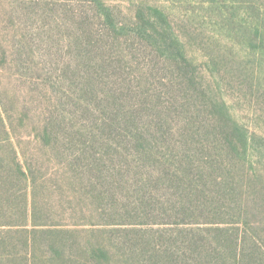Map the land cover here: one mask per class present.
<instances>
[{"label": "rangeland", "instance_id": "obj_1", "mask_svg": "<svg viewBox=\"0 0 264 264\" xmlns=\"http://www.w3.org/2000/svg\"><path fill=\"white\" fill-rule=\"evenodd\" d=\"M255 1L257 5L264 3V0ZM98 3L112 10L117 27H123L122 30H105L107 25ZM156 11L164 22L160 21ZM211 14L208 8H200L199 0H0V108L18 158L21 164L33 167L37 187L34 186V195L45 204L53 221L74 230L84 243H101L110 249L112 258L108 264H122L108 244L111 241L108 236L130 237L127 230L148 229V225L136 224L142 221L138 220L142 219L138 218L142 212L139 201L151 198L144 205L153 208L156 201L152 197L162 202L166 198L144 183L146 172L156 169L157 165L152 163L145 167L147 161L135 155L133 146L127 141H132L131 134L135 129L129 127L122 133L118 128L106 129L102 122L108 121L115 111L137 116L145 105L143 111L148 110L151 122L144 120L142 126L137 120V127L151 134L159 160L160 155H165L160 153L170 156L167 145L182 140V131H185L181 117L174 116V107H178L180 98L176 87L180 86L181 66L166 63L163 57L157 56L159 53L150 41L136 34L140 17L157 22L168 29V34L173 33L179 39L188 59L193 62L198 81L203 88H210L207 89L208 93L211 90L207 93L210 101L224 102L232 119L246 132V159L230 165H234L233 174L239 180L236 202L225 201L228 202L225 209L247 212L250 220L264 221V89L256 95L246 90L247 80L243 84L240 78L230 76L237 71H231L232 67H229L231 60H237L254 78V84L258 82L264 86V58L260 64L252 60L247 62L248 49L239 44V40L242 41L240 31L229 23L227 28L213 14L210 17ZM152 26L145 27L151 30ZM102 32V39L95 35ZM83 33L98 37L94 40L97 45L113 46L108 50L109 56L114 49V36L117 35L122 43L111 60L121 69L112 66L108 72L112 74L113 90L119 96L116 98L112 94L113 101L108 100L107 104L95 102L101 98L100 93L90 102L83 99L82 93L79 96L78 89L70 87L68 78L77 62L70 41ZM109 111L111 113L106 114ZM46 123L53 127L55 136H45L43 125ZM190 130L203 132L204 128L195 124ZM174 131L182 135L174 136ZM71 139L76 145L71 146ZM102 144L112 145L110 152ZM180 144L189 147L183 141ZM68 147L78 157L104 158L115 167L113 173L119 176L113 179L88 177L83 164L75 162L73 167V162L70 165L72 157ZM245 171H252L254 176L246 179L238 174ZM111 180L113 190L110 184L103 187L111 191L97 200L99 185ZM19 186L25 188L23 183ZM17 196L19 198L21 193ZM100 206L107 210L104 214H101ZM161 206V203L155 205V214L159 211L165 214L180 212L173 211L174 207ZM115 213L118 216L107 221V215ZM154 227L159 229L161 226ZM171 229L174 233H182L176 229L183 228ZM263 233L264 229L260 227L258 234ZM211 237L209 235L208 240ZM112 239L113 243L119 242ZM253 251L247 250V261L264 264V245Z\"/></svg>", "mask_w": 264, "mask_h": 264}, {"label": "trees", "instance_id": "obj_2", "mask_svg": "<svg viewBox=\"0 0 264 264\" xmlns=\"http://www.w3.org/2000/svg\"><path fill=\"white\" fill-rule=\"evenodd\" d=\"M199 4L202 9L208 8L216 20L227 28L229 23V26L240 31L239 37L242 41L239 40V44L241 48L246 46L248 49V56L245 57L247 62L252 60L253 63H261L264 58V3L257 5L255 0H199ZM98 6L104 14L107 25L105 30L123 29L117 27L112 10L100 3ZM156 14L161 22L165 21L158 11ZM140 18L142 20L135 28L136 34L150 41L153 49L159 53L157 56L163 57L166 63L174 62L181 66L180 86L176 87L180 98L178 107H174V116L181 117L182 130L185 131H182L183 135L173 132L174 136L182 135V140H175V145H167L170 148V156L167 157L165 152L160 153L165 155H160L159 160L158 149L151 141V134L140 131L137 127V120L144 126L143 121L150 116L148 110L143 111L145 105L137 116L130 117L115 111L108 121L102 122L106 129L118 128L122 133L129 127L135 129L131 134L132 141L127 139L133 146L135 155L147 161L144 162L145 167L152 163L157 165L156 169L147 172L144 170V183L157 189L166 198L165 202H162L152 197L156 201L152 204L153 208L144 205V202L148 203L151 198L140 200L139 208L142 212L138 214V218L142 219L138 220L142 221L136 224L148 225V229L127 230L132 235L130 237L115 236L109 231L112 235L108 236L111 240L108 244L116 251L122 264H254L255 261H247V250L255 252L264 245V233L258 234L260 227L264 229V221L250 220L247 212L233 211V208L230 211L225 209L228 202H236V183L239 180L236 175L234 177V165H230L237 160L246 159L247 134L242 126L232 119L224 102L210 101L207 95V89L210 88H203L198 81L193 62L188 59L179 39L173 33L168 34V29L157 25V22ZM150 24L154 27L147 30L145 26ZM87 35L89 33H83L82 36L72 37L70 41L77 62L68 78L69 84L72 89H78L79 96L83 94V99L91 102L100 93L101 98L94 101L100 105L107 104L108 100L113 101L112 94L116 98L119 96H116L113 90L110 81L112 74L108 72L112 66L117 70L121 69L114 66V61L111 60L122 43L116 38L117 35L114 36V49L109 56L108 50L113 46L94 43L96 38L102 39L104 32L95 33L98 37ZM236 61L230 62L231 71H237L230 73V76L240 78L243 84L247 80L248 87L244 86L246 90L255 93L254 95L264 89L258 82L254 84V78L244 70V65ZM225 74L228 75L226 71ZM132 106H135V103ZM169 117H166V122ZM147 121L151 122V119ZM195 124L204 128L203 132L191 131L192 125ZM43 129L47 138L56 135L49 123L44 124ZM121 137L125 138L123 135ZM181 141L189 144V147L180 144ZM71 142V146L76 145L73 139ZM102 146L110 152L112 145ZM68 150L72 157L70 165L72 166L73 162V167L77 163L83 164L88 177L113 179L119 176L113 173L115 167L106 163L104 158L78 157L71 147H68ZM132 162L134 163L133 160ZM136 166L139 167L137 164ZM238 174L246 179L254 176L252 171ZM112 181L99 185L101 187L95 197L97 200L103 199L104 193L111 191L108 188L104 190L103 187L110 184L113 190ZM22 183L25 186L23 189L19 186ZM35 183L33 167L21 164L0 108V264L110 263V249L101 243H84L78 239L74 230L61 227L60 223L53 221L50 212L44 207L45 204L34 195ZM18 193H21L19 198ZM159 203L161 208L174 207L173 211L180 212L168 211L165 214L164 211H159L155 214L154 207ZM100 208L102 209L101 206ZM104 211L107 210L102 209L101 214H104ZM115 216L118 215H107V221L111 222ZM125 223L131 224L126 221ZM155 225L161 227L155 229ZM201 225L205 228H201ZM192 226L196 227L189 229ZM174 227L183 228L176 229L183 234L174 233L171 229ZM209 235L212 236L211 240L207 238ZM113 237L119 242L113 243Z\"/></svg>", "mask_w": 264, "mask_h": 264}]
</instances>
